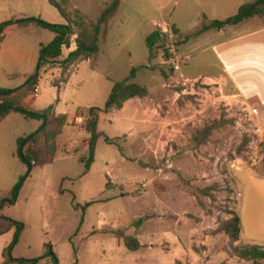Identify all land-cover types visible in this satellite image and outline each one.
Here are the masks:
<instances>
[{"label": "rangeland", "instance_id": "1", "mask_svg": "<svg viewBox=\"0 0 264 264\" xmlns=\"http://www.w3.org/2000/svg\"><path fill=\"white\" fill-rule=\"evenodd\" d=\"M55 1L69 15L75 35L57 64L40 72L37 94L16 104L39 111L55 106L60 94L59 113L68 116L64 138L69 141L52 164L33 169L15 204L0 212L24 224L12 257L38 258L50 247L58 264H250L233 253L234 246L245 243H234L224 229L240 211L245 172L264 178V134L257 133L264 121L245 114L246 106L228 97L227 83L197 78L223 69L213 51H206L218 39L215 32L204 36L207 41L197 34L178 38L170 27L163 30L154 23L172 24L167 17L172 7L163 12L158 0H120L119 10L102 28L95 60L63 66L81 29L75 11L94 22L112 0ZM34 4L0 0V26L22 17L66 25L48 0ZM39 7L45 10L42 15ZM192 24L184 30H192ZM156 30L165 38L150 60L145 38ZM53 37L42 28L7 27L0 43V88H20L35 71L39 45ZM187 54L190 59L184 62ZM177 60L180 71L175 72ZM133 68L130 83L146 87L148 95L126 102L120 112L99 114L100 137L86 170L88 109H102L113 83ZM38 126L19 114L0 123V193L25 174L18 139ZM127 238L136 240L135 251L126 247ZM11 239L6 233L0 246L6 248Z\"/></svg>", "mask_w": 264, "mask_h": 264}, {"label": "trees", "instance_id": "2", "mask_svg": "<svg viewBox=\"0 0 264 264\" xmlns=\"http://www.w3.org/2000/svg\"><path fill=\"white\" fill-rule=\"evenodd\" d=\"M50 5L66 19L67 25L50 24L38 17H22L17 20L7 21L0 26V43L4 38V31L9 26H15L19 29H25L30 26H36L54 34L53 40L47 45H40L39 57L35 71L27 78L26 82L18 89H2L0 88V122H2L9 114H19L27 120L37 121L40 123L38 129L30 135L18 139V158L25 166L26 172L12 186V188L0 197V212L3 208L15 204L16 199L25 180L30 176L33 169L44 167L52 164L57 157V137L62 134L67 120L65 115H56L53 106H49L43 110L36 111L28 107L16 104L18 100L26 98L32 93L35 94L40 72L50 65L57 64L62 57L63 48L69 49L71 45V37L75 35L69 26V15L64 11L62 6L55 0H48ZM120 0H112L107 4L98 20L87 22L85 15L79 11H75L77 18L76 25H80V32L74 41L75 49L71 51L63 60V66H69L76 62L93 61L99 53V39L102 35V28L106 26L119 8ZM255 16H264V0H254L243 4L237 13L224 20H215L207 25H202L200 31L196 34L207 30L220 31L227 26L238 25L245 20ZM87 22V24H85ZM173 35L178 34L177 29L172 26L170 29ZM186 36L185 38H188ZM165 38L161 30H156L148 34L145 38V44L149 52L150 60L153 59V49ZM136 69H132L127 78L120 82H114L111 91L105 101L103 108L91 107L88 109V118L84 124V130L88 135V157L86 159L85 168L88 170L94 161V154L97 141L100 137L97 131L99 114H110L117 112L123 108V105L129 100L138 98L143 99L148 95L146 87L135 83H130L135 77ZM24 229V224L16 220H12L0 214V236L13 230L10 244L2 251V262L0 264H39L44 259H50L51 264H58V260L50 247L44 255L34 259H15L12 257V250L19 242L20 235ZM241 231L239 216H233L224 229V232L230 236L234 243L239 240ZM126 247L135 251L138 244L135 239H125ZM233 253L244 262L250 264H264V246H234Z\"/></svg>", "mask_w": 264, "mask_h": 264}, {"label": "crops", "instance_id": "3", "mask_svg": "<svg viewBox=\"0 0 264 264\" xmlns=\"http://www.w3.org/2000/svg\"><path fill=\"white\" fill-rule=\"evenodd\" d=\"M31 1L33 5H36L34 4L35 0ZM252 1L254 0H158L160 11L164 12L169 9V7H172V12H167L168 20L171 21L172 24H167L166 22L160 24L159 22H156L158 20H154V23L163 30H167L169 27L171 29V27L174 26L178 31L176 37L184 38L185 36L196 34L204 24L207 25L211 21L224 20L234 16L243 4ZM38 11L39 15H42L45 10L40 8ZM25 13L31 15L28 12ZM190 20L193 21L192 25L194 27L190 26L193 27L192 30L185 31L184 27L188 25ZM34 27L36 26L18 29L29 30ZM211 31L215 32V36L218 39L214 40L212 42L213 44L211 43L206 51L210 49L213 51L216 59L222 64L223 69H221V72L217 75L205 76L202 78L198 76L197 78L207 79L209 81H223L227 83L230 88V94L228 97H235L234 100L239 102L242 106H256L259 117L258 119L264 121V16H255L238 25L227 26L220 31L207 30L197 34V36L202 38ZM207 40L208 38L204 37L203 41ZM74 49L70 50V52ZM182 58L185 60L187 59V61L190 59L188 54ZM56 75H58L57 71L54 73V76ZM49 77L52 78V75H49ZM58 85V92L60 93L62 83H59ZM24 99L25 98L21 99V101ZM60 104L59 94V98L55 106L53 105V109L56 115L66 116L67 126L68 116L65 113H59ZM26 105L27 104L22 103L23 107H28ZM121 110L117 112H120ZM9 115L4 120H6ZM83 122L80 125H82ZM66 126L64 127L62 134L56 139L57 155L60 153L59 147L64 144V141H69L64 138V135H67ZM257 133L263 135L264 129L259 126L257 128ZM246 193H248L247 197L246 199H243ZM3 196L4 194L0 193V197ZM240 197L241 204L239 205V208L240 206L241 208L238 212V216L240 218L241 231L237 243L242 245L245 243L244 246H264V178L256 177L251 173L245 172L242 180ZM12 233L13 230L9 231L7 234L13 235ZM5 235L6 234L0 236V239ZM2 251L3 247L1 245L0 263L2 262Z\"/></svg>", "mask_w": 264, "mask_h": 264}, {"label": "built area", "instance_id": "4", "mask_svg": "<svg viewBox=\"0 0 264 264\" xmlns=\"http://www.w3.org/2000/svg\"><path fill=\"white\" fill-rule=\"evenodd\" d=\"M185 61H187V59L185 60L184 59V62ZM173 64V66H172V70L173 71H175V72H177V71H180V61L179 60H177V61H175V62H173L172 63ZM193 82H198L197 80H194ZM37 88L35 89V95L37 94ZM245 109H246V112H245V114L247 113V115H249V116H257L258 115V112L255 110V109H250V108H247V107H245ZM248 109H250V110H248ZM111 183L113 184L114 182H113V180H111Z\"/></svg>", "mask_w": 264, "mask_h": 264}]
</instances>
